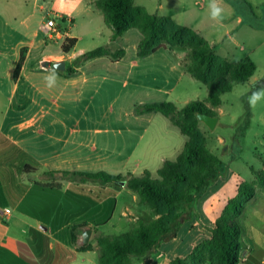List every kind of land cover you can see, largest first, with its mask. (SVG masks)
<instances>
[{
    "label": "rangeland",
    "instance_id": "1",
    "mask_svg": "<svg viewBox=\"0 0 264 264\" xmlns=\"http://www.w3.org/2000/svg\"><path fill=\"white\" fill-rule=\"evenodd\" d=\"M232 1L233 4L219 5L223 8L222 18L213 20L209 8L211 0H135L137 6L145 7L149 13L174 17L177 20L175 22L181 25L201 29L204 36L206 29L212 25H219L225 31L227 26L224 23L229 21L231 24L228 28H233L234 18L239 16L245 23L236 31L238 33L233 39L224 36V42L232 48L233 59L238 61L250 56L256 63L257 70L249 82L237 84L231 92L222 95V113H219L218 108L214 109L219 117L215 129L209 130L202 122L199 124L208 151L222 162L218 179L213 180L193 201V215L190 219L189 212L184 215V219L188 220L181 225L176 238L161 240L156 251L147 257H133L131 264H170L176 254L187 257L192 245L203 242L205 234L212 228V212H220L223 199L234 194L236 180L251 183L257 189L256 197L247 204L237 221L243 228H264V191L258 187L252 171V168H263L264 100L255 107L248 103L251 92L264 86V0ZM60 2L61 0H0V51L14 48L25 41L37 25L49 19L57 21L55 12ZM37 5H42L44 10ZM61 9L65 11V8ZM73 15L77 17L74 12ZM57 22L61 23L60 20ZM96 23L99 26L98 18ZM99 28V37L82 40L75 49L74 56L79 58L100 46H105L111 52L127 47L128 53L123 64L131 66L134 61L128 76L124 74L115 92L99 108L101 113H105L106 120H93L91 124L93 129L107 130V133L95 135L96 137L103 139L106 136L110 140L107 152L102 153V156H106L107 164L102 171L121 176L122 179H128L131 175L144 177L149 171L152 173L151 181H157V170L162 167L164 160H174L188 139L162 114L139 115L137 109L142 104L162 102L174 103L178 109H182L188 103L205 101L210 90L190 73L173 70L170 62H174V57L170 53L167 55L166 49H160L145 58L138 57L137 43L142 38L138 30L131 29L117 41L111 42L108 27L102 25ZM52 48L60 50L55 46ZM176 50V57L187 65V50L180 47ZM22 52H25L24 48ZM60 60H56V63ZM2 63L7 64V61ZM86 103L87 101H82L75 107L77 117L89 107ZM95 107L93 103L86 112L94 114ZM117 115L121 120L115 122ZM247 123L249 127L242 136ZM116 137L128 140L122 154L116 152L112 143ZM90 188L97 190L94 183H91ZM105 190L116 191V198L84 211V220L99 225L98 237L119 241L124 234L135 228L137 221L148 222L153 218L152 211L145 205H140L137 195L127 186L108 184L102 188V192L105 193ZM95 239L97 250L79 254L90 261L86 264H98L100 251L97 236Z\"/></svg>",
    "mask_w": 264,
    "mask_h": 264
},
{
    "label": "crops",
    "instance_id": "2",
    "mask_svg": "<svg viewBox=\"0 0 264 264\" xmlns=\"http://www.w3.org/2000/svg\"><path fill=\"white\" fill-rule=\"evenodd\" d=\"M94 1L61 0L55 14L57 21L66 20L63 27L66 35L62 39L53 41L46 38L42 32L45 23H41L32 29L25 41L0 51V207L12 209L10 216L0 217V264L90 262L79 256L84 252H79L78 248L84 245L83 232L91 228L89 243L97 250L95 237L98 238L99 225L84 220V211L116 198L117 192L114 197L92 205L90 197L92 194H103L105 185L94 183L97 187L94 191L90 188L91 182L70 180L64 174L75 171L94 173L93 169L102 171L107 167L106 156L102 153L107 152L110 140L106 136L103 139L96 137L107 133V130L93 129L91 124L93 120H106L105 113H101L99 108L105 105L124 74L128 76L134 65V61L131 66L123 64L127 47L122 48L125 55L118 60L100 57L80 66L73 65L78 59L74 51L79 43L99 37L100 26L108 27ZM217 2L219 5L232 4L230 0ZM37 6L44 10L42 5ZM228 22L224 23L227 26L225 31L219 25L207 28L204 31L206 37L201 29L196 31L210 43L218 56L235 63L239 60L233 59L232 48L225 44L224 36L233 39L245 21L235 16L233 28H228L231 24ZM107 33L111 41L110 27ZM66 37L77 39L68 54L61 51ZM53 46L60 50H54ZM23 48L25 52H22ZM176 49H166L167 55L170 53L174 57V62H170L171 68L185 73L186 62L176 57ZM59 59L66 62V68L67 64L72 65L76 73L67 76L63 73L66 69L58 71L56 85L49 88L45 77ZM4 61L7 64L2 63ZM41 61L44 63L41 64ZM82 101H87L89 107L77 117L75 107ZM93 103L96 105L94 114L86 112ZM218 111L222 113L220 108ZM114 120L118 122L121 117L117 115ZM127 142L124 137H116L112 141L119 154H122ZM236 182L234 194L227 196L226 200L237 195ZM223 206L224 203L220 212H212L214 220L211 227ZM85 223L88 226L78 229V242L74 244L73 227ZM209 229L204 240L211 235L212 228ZM243 241L249 250L245 264H264V228H244Z\"/></svg>",
    "mask_w": 264,
    "mask_h": 264
},
{
    "label": "trees",
    "instance_id": "3",
    "mask_svg": "<svg viewBox=\"0 0 264 264\" xmlns=\"http://www.w3.org/2000/svg\"><path fill=\"white\" fill-rule=\"evenodd\" d=\"M94 6L103 13L106 25L112 30L111 41H116L131 29L142 34L137 51L140 58L148 57L160 49H186L189 57L187 72L210 90L205 101L188 103L182 109H178L171 102L146 103L137 109L139 115L162 114L188 139L176 158L165 160L157 170V181H151L152 173L149 171L144 177L131 176L128 179L106 171L64 172L70 180L77 182L98 183L102 186H122L121 182H125L124 186L137 195L139 204L152 211L153 218L150 221H137L135 228L124 234L119 241L104 236L97 238L100 251L98 264H131L133 257H147L156 251L161 240L176 238L181 225L193 215V201L213 180L218 179L222 162L208 151L205 138L199 129L197 114L218 117V112L214 109L221 107L222 95L231 92L237 84L249 82L257 66L249 56L235 63L218 56L199 32L178 24L169 16L151 14L146 8L137 6L135 0H95ZM65 23L66 20L62 19L58 24L61 31H66L63 28ZM76 43V38H64L61 44L62 53H70ZM124 55L123 49L111 52L105 46H100L80 56L73 65L80 66L100 57L118 60ZM63 73L72 76L76 70L67 64ZM248 127L249 123L243 129L242 136ZM261 160L263 168H252V171L258 187L264 191V157ZM236 189L235 197L223 199V211L215 219L210 237L193 245L187 257L174 255L170 264H239L240 254L246 248L243 241L244 228L237 221V217L242 216L247 204L256 197L257 189L255 185L241 179L237 180ZM115 195L116 191L92 194L90 203L96 205ZM188 212L190 217L184 219ZM87 226L85 223L73 227L74 244L78 242V229ZM93 249L94 246L88 243L80 246L78 251L87 252Z\"/></svg>",
    "mask_w": 264,
    "mask_h": 264
},
{
    "label": "clouds",
    "instance_id": "4",
    "mask_svg": "<svg viewBox=\"0 0 264 264\" xmlns=\"http://www.w3.org/2000/svg\"><path fill=\"white\" fill-rule=\"evenodd\" d=\"M209 8L210 15L213 20H220L222 18L223 8L219 6L217 0H211ZM58 71L59 65H55L51 68L50 74L45 77L46 84L49 88H52L56 85ZM261 100H264V86H261L251 92L250 96L248 97V103L251 107H255Z\"/></svg>",
    "mask_w": 264,
    "mask_h": 264
},
{
    "label": "built area",
    "instance_id": "5",
    "mask_svg": "<svg viewBox=\"0 0 264 264\" xmlns=\"http://www.w3.org/2000/svg\"><path fill=\"white\" fill-rule=\"evenodd\" d=\"M42 32L44 36L50 40H59L62 39L66 35V31H61L58 27L55 19H49L42 25ZM12 213L11 208H3L0 207V217H8ZM249 257V250L245 249L241 252L239 257V264H245L246 260Z\"/></svg>",
    "mask_w": 264,
    "mask_h": 264
},
{
    "label": "water",
    "instance_id": "6",
    "mask_svg": "<svg viewBox=\"0 0 264 264\" xmlns=\"http://www.w3.org/2000/svg\"><path fill=\"white\" fill-rule=\"evenodd\" d=\"M55 65H59V71H64L66 69V62L65 61H61V62L53 64V66H55ZM197 116H198L199 121L202 122L203 124H205L209 128V130L215 129V127L219 121L217 116H211V115H208L205 113H198ZM121 184L125 185V182H121ZM91 234H92L91 228H88L83 232L82 243L84 245L89 243Z\"/></svg>",
    "mask_w": 264,
    "mask_h": 264
}]
</instances>
